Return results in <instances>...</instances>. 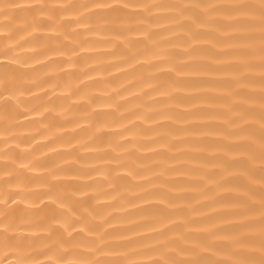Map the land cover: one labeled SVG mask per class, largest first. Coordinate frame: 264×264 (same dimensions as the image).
<instances>
[{
	"label": "bare ground",
	"instance_id": "6f19581e",
	"mask_svg": "<svg viewBox=\"0 0 264 264\" xmlns=\"http://www.w3.org/2000/svg\"><path fill=\"white\" fill-rule=\"evenodd\" d=\"M0 264H264V0H0Z\"/></svg>",
	"mask_w": 264,
	"mask_h": 264
}]
</instances>
